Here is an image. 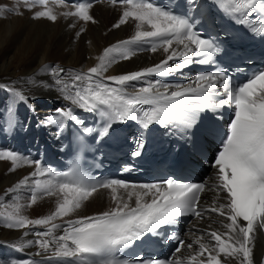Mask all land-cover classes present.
Masks as SVG:
<instances>
[{
    "label": "snow or ice",
    "instance_id": "6c2138e0",
    "mask_svg": "<svg viewBox=\"0 0 264 264\" xmlns=\"http://www.w3.org/2000/svg\"><path fill=\"white\" fill-rule=\"evenodd\" d=\"M24 2L29 10L37 2L45 8L43 11H35L32 19L56 20V15L47 8V0ZM120 2L125 10L113 27L118 28L132 18L137 22L134 36L130 40L105 48L103 54L98 57L99 63L89 68L87 73H71V86L60 78L64 69L53 68L55 83L63 85L59 90L72 105L89 112L100 111L107 121L100 131L101 137L109 134L113 123L133 119L137 120L143 129H148L152 124H160L172 130H179L185 138L191 139L189 134L194 135V129L199 127L203 113L211 111L218 118H222L219 110L225 106L232 107L233 114L229 117L230 122L212 165L215 172L210 190L214 191L215 197L211 205L200 208L201 194L206 189V183H183L174 178L142 184H130L120 179H111L99 184H88L82 178L67 179L59 183H42L36 180V188L42 189L45 195L55 194L53 189L63 193L62 201L57 203L55 211L50 215L36 219L21 215L22 205L14 203L13 211L4 217L6 226L18 229L32 225L47 226L56 218L67 216L79 209L83 201L88 200L99 188H104L111 190L115 207L70 221L64 235L55 239V248H52L53 241L47 238L58 227L52 223L46 232L37 233L35 244L38 248L42 252L52 249L55 257H99V264H134V261L108 257L132 245L145 234L155 233L164 226L174 224L180 216L192 214L203 219L205 213H215L228 222L220 221L222 228L226 229L222 234L217 231L206 232V237L215 241L214 245L202 243V238L187 244L184 240H179V246L172 254L173 259H147L142 264H185L178 254L182 248L191 250L195 245L199 246V251L188 257L187 264H221V254L225 258L238 261L239 264H253V234L257 229L264 230V70L254 73L243 83L233 84L227 73L219 70L199 73L188 84L177 85L176 90H170L168 85H163L165 91L160 92L158 89L161 83L157 80L139 88L135 94H129L123 90V86L129 82L142 80L146 75L153 73L166 75L191 63L209 64L212 62V56L221 49L211 40L197 35L186 18L143 0ZM192 2L195 3V0ZM220 6L229 14L246 16L257 11L264 12V0H221ZM90 7V3H79L74 12H66L64 15L95 23L89 15ZM3 10L10 9H0ZM145 24L151 30H142ZM251 31L264 36V22H259V27L254 26ZM82 32L83 28L77 35ZM148 39L159 41L158 45H152V52L157 51L158 47H162L166 54L170 52L165 60L140 71L109 76L99 82L94 80L109 63L117 62L116 58L111 56L112 53H119L122 60L130 59L134 53L127 46ZM174 43L183 45V50L173 48ZM177 57H182L183 62L177 63L174 68L169 67L168 61ZM193 57L197 59L194 60ZM107 81L118 87L110 86ZM220 89H223V96ZM15 95L19 101H26L23 94L17 92ZM141 105L150 107L142 109ZM55 112L59 117L60 129L64 128L63 120L81 123L74 116L72 108H57ZM47 122L51 124L56 121ZM84 131L91 133L93 129L86 128ZM143 146L142 141L137 142L138 149ZM134 155L138 156L140 152L136 151ZM21 159L25 158L15 152L0 151V160L10 161L12 164L10 171L16 169L17 162ZM25 163H34L36 171L32 174L33 177L49 171L42 169L39 160L33 162L25 159ZM64 175L68 176L67 173ZM29 178L24 177L18 186L24 185ZM120 189L126 191L127 199L118 197ZM37 195L36 191L32 192L28 206L36 203ZM133 197L134 205L130 203ZM10 264L31 262L11 261Z\"/></svg>",
    "mask_w": 264,
    "mask_h": 264
},
{
    "label": "bare ground",
    "instance_id": "6f19581e",
    "mask_svg": "<svg viewBox=\"0 0 264 264\" xmlns=\"http://www.w3.org/2000/svg\"><path fill=\"white\" fill-rule=\"evenodd\" d=\"M47 8L56 15L55 21L47 18L32 19L35 11L45 10L38 2L29 10L24 0H0V9H10L0 11V132L10 137H15L20 132L33 131L43 133L45 136L48 133L54 134L56 122L49 124L47 121H56L57 115L51 114V111L58 106L72 109L79 107L64 98V94L59 90L63 85L55 83L52 69H64L60 78L71 86V73H87L89 68L99 63L98 57L103 54L105 48L127 41L136 31L137 22L132 18L118 28L113 27L125 10L123 4L105 2L92 4L88 11L95 23L86 22L76 16H65L64 13L74 12L76 9L70 2L47 0ZM81 28L84 32L78 36L77 32ZM142 30L151 29L145 24ZM179 46L180 44L174 43L172 47L178 49ZM132 52L134 55L126 60L120 59L119 53H112L111 56L115 57L117 62L109 63L94 80L99 82L109 76L127 74L152 66L170 54V52L166 54L162 47L155 52ZM107 83L110 86L114 84L111 81ZM17 92L23 94L26 101H19L15 95ZM17 132L19 133L16 134ZM55 141H59V137H55ZM11 167L10 161L0 160V264H10L13 261L6 258L11 249L26 251L37 257L52 254V249L42 252L35 244L37 233L46 232L52 223L58 225L47 237L53 241L52 248H55V239L61 236L67 223L115 207L111 199V190L101 188L88 200L83 201L79 209L67 216L56 218L47 226L9 228L4 217L13 211L14 203L22 205L21 215L29 219L43 218L55 211L57 203L62 201L64 195L59 193L58 189H53L55 193L53 195H45L42 189L36 188V180L42 183L54 181L47 173L33 177L32 174L36 171L34 163L27 164L25 159H21L14 171L9 170ZM24 177L30 178L24 185L18 186ZM33 191L38 193L37 200L28 206ZM118 197L127 199L126 191L118 190ZM205 197L212 202L215 197L214 191L206 193ZM134 202L133 197L130 203L134 205ZM221 220L228 222L219 215L203 220L199 226L204 231L197 233L193 240L202 238V243L214 245L215 241L206 237V232L217 231L222 234L226 231L221 226ZM29 241L33 243L29 244ZM252 247L253 264H264L262 258L264 244L257 234L254 235ZM196 251H199L198 245L194 246L191 253L194 254ZM220 259L221 264H239L238 261L225 258L223 254L220 255Z\"/></svg>",
    "mask_w": 264,
    "mask_h": 264
}]
</instances>
